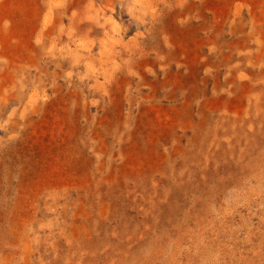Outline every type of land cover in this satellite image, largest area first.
<instances>
[{"label": "rangeland", "instance_id": "obj_1", "mask_svg": "<svg viewBox=\"0 0 264 264\" xmlns=\"http://www.w3.org/2000/svg\"><path fill=\"white\" fill-rule=\"evenodd\" d=\"M138 1L0 0V264H264V0Z\"/></svg>", "mask_w": 264, "mask_h": 264}, {"label": "bare ground", "instance_id": "obj_2", "mask_svg": "<svg viewBox=\"0 0 264 264\" xmlns=\"http://www.w3.org/2000/svg\"><path fill=\"white\" fill-rule=\"evenodd\" d=\"M139 1L142 3V1H141V0H139ZM139 1H138V2H139ZM147 2H149V0H148V1H146V3H147ZM149 5H150V4H149ZM148 8H149V7H148ZM148 8H146V9H148ZM150 8H151V7H150ZM132 9H133V8H132ZM139 9H140V8H139ZM139 9H138V11H139ZM133 10H134V9H133ZM140 10H141V9H140ZM138 13H139V12H138ZM140 13H141V11H140ZM140 13H139V14H140ZM147 13H148V12H147ZM152 13H153V11H152ZM151 15H152V14H151ZM135 16H136V15H135Z\"/></svg>", "mask_w": 264, "mask_h": 264}]
</instances>
